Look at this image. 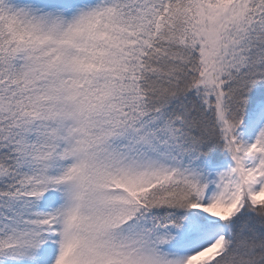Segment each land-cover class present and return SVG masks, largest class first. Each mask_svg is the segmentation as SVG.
Wrapping results in <instances>:
<instances>
[{
  "label": "snow or ice",
  "instance_id": "snow-or-ice-1",
  "mask_svg": "<svg viewBox=\"0 0 264 264\" xmlns=\"http://www.w3.org/2000/svg\"><path fill=\"white\" fill-rule=\"evenodd\" d=\"M0 264H264V0H0Z\"/></svg>",
  "mask_w": 264,
  "mask_h": 264
}]
</instances>
